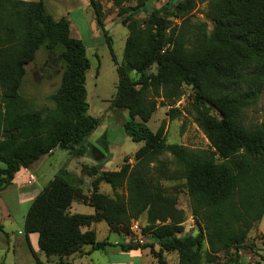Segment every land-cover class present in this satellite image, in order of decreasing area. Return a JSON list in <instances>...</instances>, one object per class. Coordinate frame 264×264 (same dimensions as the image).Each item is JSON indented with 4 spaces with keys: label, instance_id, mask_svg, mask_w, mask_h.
<instances>
[{
    "label": "trees",
    "instance_id": "trees-1",
    "mask_svg": "<svg viewBox=\"0 0 264 264\" xmlns=\"http://www.w3.org/2000/svg\"><path fill=\"white\" fill-rule=\"evenodd\" d=\"M111 1L116 7L125 2ZM150 1L143 6L150 14L145 26L136 20L127 24L123 61L116 70L118 82L110 101L113 108L128 112L122 124L124 134L142 143L133 155L134 165L125 160L118 169L105 171L102 162L97 164L89 198L93 214L68 213L80 193V179L62 167L31 201L23 235L29 243L28 236L37 234V247L47 258L69 256L84 246L90 247L89 254L109 243L96 241L94 232L81 231L82 227L99 221L125 226L130 218L147 211L152 217L145 230L159 249L152 243L118 244L122 251L149 249L157 264H168L163 252H175L178 264H201L198 254L206 244L207 262L216 253L232 251L225 264H244L239 252L264 213V121L244 125L238 112L264 85V0H212L206 16L214 24L213 31L208 40L199 36L198 48L190 43L185 27L195 0H168L159 8L150 7ZM89 2L105 37L101 12L94 0ZM141 7L133 12L138 14ZM168 18L180 20V26L170 27ZM206 44L211 50H206ZM40 47L58 53L63 71L52 95L54 108L32 110L19 89L25 65ZM216 48L222 56L213 52ZM154 65L156 73L145 75ZM89 68L85 43L70 35L67 19L54 20L46 14L43 0H0V192L12 184L20 169L55 149L68 151L72 157L85 155L87 138L99 125V119L88 114L85 82ZM218 80L225 82L223 89L217 88ZM181 84L194 91L196 123L215 152L166 143L163 125L156 132L146 126L155 110L153 98L177 96ZM104 148L108 151V145ZM165 154L173 157L185 179L197 222L194 235L182 234L183 214L150 175V165ZM99 183L113 191L125 186L126 195L110 198L97 193Z\"/></svg>",
    "mask_w": 264,
    "mask_h": 264
},
{
    "label": "rangeland",
    "instance_id": "rangeland-1",
    "mask_svg": "<svg viewBox=\"0 0 264 264\" xmlns=\"http://www.w3.org/2000/svg\"><path fill=\"white\" fill-rule=\"evenodd\" d=\"M94 1L97 9L101 12V21L107 31L105 37L97 26L94 6L90 4L89 0H43V7L46 14L54 20L67 19L70 35L75 38L81 37L86 45L90 60V68L86 73L85 82L88 114L99 119V125L89 135L87 141H91L102 150H105L104 144L108 145L109 151H104L106 159L101 161V168L105 171H114L125 160L130 165H134L133 155L142 145V143L133 142L124 134L122 124L128 120V112L124 109L113 108L110 101L115 95L118 82L116 70L123 61L124 44L128 36L127 24L131 20H136L143 28L150 14L143 8L146 0H125L120 7H116L111 0ZM167 1L151 0L148 5L159 8ZM211 2L212 0H195L194 9L186 16L185 27H188L189 30L188 37L190 43H193L196 48L201 46L198 45L199 36L203 35L204 39L208 40L213 31L214 24L206 16ZM139 7L142 11L138 14L134 13V9ZM168 21L170 27L180 26L178 19L168 18ZM206 45V50H211V46ZM213 52L222 56L217 48L213 49ZM62 71L63 63L59 60L57 52H49L44 47L37 50L34 59L25 65V75L19 89L20 96L27 108L32 110L54 108L52 95L60 84ZM155 73L156 66L154 65L144 74ZM130 76L133 79L136 78L134 72ZM224 85L225 82L222 80L216 81L217 88L223 89ZM243 85L241 93L245 90ZM136 88L141 89L140 86H136ZM179 91L177 96H172L170 93L169 99L153 98L155 110L145 123L146 126L152 132H156L159 126L163 125L166 143L179 144L192 151L215 152L208 135L196 123L197 105L194 101V91L185 84H181ZM146 95L150 96V93L147 92ZM209 113L214 114L212 111ZM238 113L241 122L247 126L259 125L264 121V85L253 101L243 105ZM135 120L140 121L137 117ZM215 158L217 161L219 160L218 156ZM69 159L68 152L60 149L55 150L49 156L41 157L27 168L37 176H41L38 183L34 185L36 178L34 182L29 183L28 176L23 180L20 178V174L16 180L15 188L18 186L31 190L33 187L32 189L41 190L62 167L68 171L78 168L80 193L73 198L68 213L93 214L94 210L90 207L89 202L93 193L92 182L95 179L92 172L93 169L98 170L99 166L95 164L94 167L88 169L80 163L74 168L69 163ZM150 168V175L158 180L165 189L166 195L175 200L176 210L183 214L182 234H196L197 222L192 211L186 182L173 157L167 154L162 155L158 158V162L150 165ZM71 172L73 173V171ZM8 189H4L7 192L1 191L0 202L1 200L6 201L10 205L9 202L16 197L13 193L14 190ZM96 192L114 198L116 194L125 196L126 187L123 186L113 191L109 185L99 183ZM30 196L32 195L27 193L25 199L17 207L10 205L9 211L13 220L6 217L3 208L0 210V225L2 227L0 230V264H36L35 260L40 264H53L59 260L63 264H157L149 249L125 252L118 246V244L152 243L156 251L159 249L153 237L145 230L150 225L152 217L147 211L137 218H130L125 226L110 225L105 221H99L88 227H82L81 231H93L96 241L109 243L101 250L88 254L90 247L84 246L79 251L62 258L45 257L37 247V234L28 236L29 243L23 235L24 216L32 201ZM0 207H3L1 203ZM244 244L246 247L239 252L244 264H264V213L261 219L252 225ZM206 251V244H204L198 254L201 264H225L232 252L216 253L212 256L211 262H207ZM32 252L35 253V259L32 257ZM162 255L168 264H178V255L175 252H163Z\"/></svg>",
    "mask_w": 264,
    "mask_h": 264
},
{
    "label": "crops",
    "instance_id": "crops-1",
    "mask_svg": "<svg viewBox=\"0 0 264 264\" xmlns=\"http://www.w3.org/2000/svg\"><path fill=\"white\" fill-rule=\"evenodd\" d=\"M77 38L81 39V37H77ZM86 148H87V150H86L85 155L83 157L78 158V159L73 158L71 153L67 151L68 152V156L70 157L69 163L72 164V167H74V166H76L77 164H80V163L83 164V165H87V164L88 165H95V164H98L102 160L105 159L104 150H102V148L94 145L91 141H87ZM55 150H57V149H55ZM54 151L52 153H54ZM108 151H109V148H108ZM52 153L47 154L45 156H49ZM69 171L70 172L73 171V173L78 174V168H75L74 170L69 169ZM20 174H21L20 178H22L23 180H25L29 174H33L34 177L36 178V181H35L34 185H36L38 183V180L41 177V176L39 177L36 174H34V172H32L30 169H23V168L20 169L18 171V173L15 174L14 179L12 181V184L7 187L10 190H14L13 193H14V195L16 197L14 200H11L9 202L11 207H17V205L20 204L21 201L25 199L27 193L32 195V196H30V200L31 199L33 200L34 197L40 192V190L38 188L32 189L33 187H31V190H29V189L26 190V189H24V187H20L19 188L18 186H17V188H15V185H16V182H17L16 180H17V178H18V176ZM2 192H7V191L4 190ZM33 193H35V194H33ZM0 203L3 206V207H0V210L3 208L5 210V212H6V217L9 218V220H13L12 219V215H11V213L9 211L10 205H8V203L6 201H2V200H1Z\"/></svg>",
    "mask_w": 264,
    "mask_h": 264
},
{
    "label": "built area",
    "instance_id": "built-area-1",
    "mask_svg": "<svg viewBox=\"0 0 264 264\" xmlns=\"http://www.w3.org/2000/svg\"><path fill=\"white\" fill-rule=\"evenodd\" d=\"M34 181H35L34 175L33 174H29L28 175V182L30 183V182H34Z\"/></svg>",
    "mask_w": 264,
    "mask_h": 264
}]
</instances>
